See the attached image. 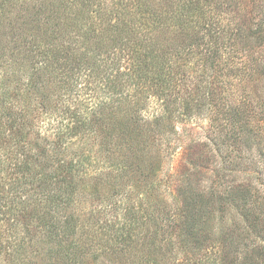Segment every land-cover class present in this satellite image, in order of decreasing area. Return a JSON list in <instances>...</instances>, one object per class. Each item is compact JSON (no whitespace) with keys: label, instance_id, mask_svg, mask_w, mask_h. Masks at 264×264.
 Listing matches in <instances>:
<instances>
[{"label":"trees","instance_id":"1","mask_svg":"<svg viewBox=\"0 0 264 264\" xmlns=\"http://www.w3.org/2000/svg\"><path fill=\"white\" fill-rule=\"evenodd\" d=\"M235 8L0 0V264H264L236 175L264 173V22Z\"/></svg>","mask_w":264,"mask_h":264},{"label":"rangeland","instance_id":"2","mask_svg":"<svg viewBox=\"0 0 264 264\" xmlns=\"http://www.w3.org/2000/svg\"><path fill=\"white\" fill-rule=\"evenodd\" d=\"M221 1L229 3V1L231 0H221ZM234 2L235 1L230 2L231 4L230 8L235 7ZM221 16H224L222 21L226 22V29L230 27L232 30L235 24L234 21H237L241 23V26L243 27L244 25L247 26L246 29L253 30L256 27V23L254 22L258 20H262L264 22V0H236V8L233 11H223ZM231 30H227L228 34H230ZM225 36L227 37V34H225ZM255 39L256 38L252 37L251 43H249L248 45V46H252L251 50L249 51V54H256L261 48V47H257L258 45L256 46L254 44ZM248 40H250V37L248 38ZM207 129H208V123L203 118L194 120L192 122H187L185 123L184 126H180L179 128L181 134L185 136V138L190 137L196 139H205L207 134ZM211 168H212V164H211ZM254 169L255 172H252L247 168L241 167V172H237L236 175H251L252 181L256 185H260L261 187L260 192H262L264 190L263 189L264 173H261L257 168ZM209 174L211 175L209 179L213 180L214 175L212 174L211 171H209ZM126 263L121 261L116 263H110L107 260L103 259L99 264H126ZM174 264H177V262H174Z\"/></svg>","mask_w":264,"mask_h":264}]
</instances>
